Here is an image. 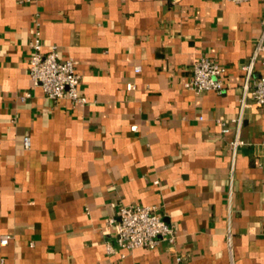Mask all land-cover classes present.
I'll list each match as a JSON object with an SVG mask.
<instances>
[{"label":"crops","instance_id":"obj_1","mask_svg":"<svg viewBox=\"0 0 264 264\" xmlns=\"http://www.w3.org/2000/svg\"><path fill=\"white\" fill-rule=\"evenodd\" d=\"M263 7L0 0V264H264V108L249 98L234 162L229 148ZM35 22L43 51L75 61L85 104L53 101L31 80ZM200 56L225 67L221 92L184 87ZM127 204L154 206L174 243L119 247Z\"/></svg>","mask_w":264,"mask_h":264},{"label":"built area","instance_id":"obj_2","mask_svg":"<svg viewBox=\"0 0 264 264\" xmlns=\"http://www.w3.org/2000/svg\"><path fill=\"white\" fill-rule=\"evenodd\" d=\"M234 3H242L249 0H227ZM264 2V0H262ZM262 31L256 40L253 52L249 60L241 65L244 71V81L242 84V94L239 98V114L231 121L236 124L233 138L229 142L231 151V160L234 162L236 150L245 144L240 137L239 127L241 124L243 110L247 104V98L251 100L252 105L258 108H264V74H255L254 67L257 61L264 65V7L262 13ZM31 50L28 72L34 84L40 86L46 97L53 101L67 98L72 105L81 106L86 103L87 98L79 91L80 75L76 72L75 61L72 58H60L57 46L50 45L46 51L42 50L40 39L39 24L35 22L32 30V36L29 40ZM135 72L139 68H134ZM225 67L217 64L207 56H200L191 68V75L184 82V87L192 90L196 94L206 91L221 92L223 89V76ZM133 83H126V89H134ZM29 93H24L22 98L27 97ZM202 116H199V120ZM220 126L222 134H228L230 128L223 119H216ZM136 125L130 129L135 131ZM264 143V141H263ZM25 148L30 146L29 136L23 137ZM113 223L112 220L109 221ZM117 233V245L125 249L148 248L153 249L160 244L162 240L173 244L177 235L175 227L168 223L162 216L156 212V208L150 205L127 204L119 208L118 220L115 223ZM9 236H3L0 244H7ZM107 251H112L110 244L106 245ZM176 260H180L177 257Z\"/></svg>","mask_w":264,"mask_h":264}]
</instances>
